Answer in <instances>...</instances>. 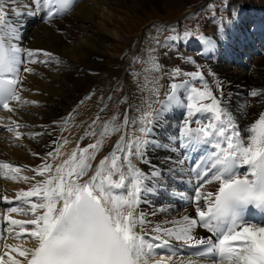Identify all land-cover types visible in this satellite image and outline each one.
<instances>
[{
    "label": "snow or ice",
    "instance_id": "6c2138e0",
    "mask_svg": "<svg viewBox=\"0 0 264 264\" xmlns=\"http://www.w3.org/2000/svg\"><path fill=\"white\" fill-rule=\"evenodd\" d=\"M74 3L75 0H0V108L13 112L11 102H21L22 72H33L27 64L38 62V54L47 58L40 63L53 59L59 62L46 50L22 48L19 29L10 21V14L40 15L45 23H51L71 11ZM232 12L233 17L238 14L235 8ZM225 27L218 29L220 41L227 40ZM192 35L186 31L182 38ZM180 38L165 37V45ZM198 39L209 52L217 46L215 40L204 35ZM156 43H161L158 38ZM154 51L151 49L143 61L148 65L146 73L162 69L151 54ZM186 62L197 64L192 58H186ZM197 67L191 73L177 67L169 75L173 81L188 75L199 79L202 87L189 86L186 81L172 82L164 99H160L159 78L149 80L146 75L139 87L147 90L150 97L136 109L137 117L130 119L125 110L122 121L114 114L101 122L97 113L80 137V141L93 137L92 143L81 147L78 141L68 153L63 151L70 143L66 137L54 140V147L42 163L28 169L34 173L31 177L21 175V166L0 162V170H7L0 171L3 178L35 181L27 190L15 193V206L0 213V220L5 222L0 227V264H161L165 257L171 260L176 255L174 243L196 248L195 256L208 259L210 264H264V112L243 135L226 103L229 97L223 82L216 81L218 97ZM182 90L186 92L183 99ZM248 95L264 101V89H250ZM180 103L187 111L178 135L168 137L167 144L158 141L153 132L165 113ZM250 104L245 102L240 111ZM105 108L107 105L100 112ZM69 119L74 120L71 113L63 121L62 131L68 130ZM11 125L8 130L20 140L21 125L17 121H11ZM129 128L133 129L131 133ZM116 134L119 139L112 151L93 168L104 144ZM38 135L41 133L30 138ZM151 149L175 155H167L163 164L154 165L148 158ZM134 160L148 165L149 171L144 172ZM185 168L197 181L192 197L194 216L154 223L148 215L167 213L171 206L150 214L138 211L142 203H149L148 196L160 194L166 180L182 177ZM37 176L42 179L36 180ZM213 183L217 185L215 191H206L205 186ZM0 200L14 203L7 196ZM12 214L30 218L16 219ZM197 229L207 235L198 236ZM9 239L21 243H8ZM157 256L161 259L156 260Z\"/></svg>",
    "mask_w": 264,
    "mask_h": 264
},
{
    "label": "rangeland",
    "instance_id": "374dc122",
    "mask_svg": "<svg viewBox=\"0 0 264 264\" xmlns=\"http://www.w3.org/2000/svg\"><path fill=\"white\" fill-rule=\"evenodd\" d=\"M203 1L204 0H180L178 2L177 1L173 2V0H85L83 2V0H80L79 5L82 7L71 15L72 17H70L69 19L72 18V21H68V19L64 21L65 26H67V27H64V29H66L67 31L65 33H63L64 31L61 29H58V30H61L60 33H57V32L55 33L54 32L55 29H53L54 27L47 28L45 26L43 28H40L39 25H41L43 22L41 23V21L38 20L39 21L37 23L38 26L32 25L31 28H29V30L27 31L25 41L29 42V44L32 46H34L35 44H44L46 48L50 47V49L56 48L57 50H60L61 52H63V53L60 52L61 55L67 58V64L65 66L66 68L64 69L59 68L57 72H54L53 70H47L46 72H43L42 74L40 73L37 76L36 80L34 77H32L31 79L27 78L29 86L40 81V84L38 85L34 84L35 86H31V87H34L36 94L37 93L43 94L44 91H48L50 92V94H52L53 92V93H56L57 95V96L55 95L56 97L52 96L53 102L52 103L50 102L51 104L48 103L47 105V103L44 100L40 99L39 101H42L44 103L42 107L33 108L31 109L32 112L29 111L30 109L28 110V112L30 113L27 114L28 117L26 119H32L34 117V122L40 125V126L37 125L33 129H30L31 136L35 133L33 131L36 127H39L40 129L59 128V126L54 127V128L50 127L51 122L56 119V116L52 113H56L58 115H65L71 110L72 108L71 106L77 103L78 98H81L82 95L83 97L86 95L85 98H87L88 96L93 97L94 96L93 92L95 91L96 88H103L100 86L107 87L111 85V83L113 85L115 80L120 82L121 77L119 76H122V65L124 62H125L123 65L124 72L126 70L125 68L128 67L127 65L129 64V74L133 76L134 72L130 71L131 70L130 66H131V63L133 62L132 58L134 56V53L137 52L138 50V48H136V44L134 40L136 39L135 37L139 38V34H140L139 32H141V29L143 28V26L147 25L149 22L154 21L156 19L169 21L183 14V12H186L188 8H193L194 6L204 3ZM245 1H248L251 4V6H253L264 17V8H262V6H264V0H239L237 4L235 5V7L240 9L244 5ZM228 2L229 0H215L212 4L207 6V8L209 9H207L202 15L192 18L189 21L190 23L186 26H189L190 28H192L198 25L200 21H205L206 23H208L211 32L209 31L210 32L209 34H202L203 33L202 32L200 35H204L205 37L211 36L213 31H215V26L222 24L224 22V19L230 16V9L232 8L231 5L228 6V9L227 7L221 6V4L225 5L226 3L228 4ZM210 6L213 7L211 10H210ZM90 7L96 8V15L90 16V18L88 19L86 18L87 20L81 23L79 21L76 22L77 18L80 17V15H82L83 13H85V12H82V8L86 9ZM102 8H104L105 10ZM203 8H200V9H203ZM110 11H111V14H110ZM113 13L116 14L114 16L115 18L113 20V23H115V25L118 26L117 28L119 29L121 34L117 36L114 40H110V38L104 39L103 36H99L104 31V29L100 26L99 22L101 21L100 19H98V17H100L101 15H103V17H107L106 14L112 15ZM246 19L248 20L252 19L251 11L247 13ZM68 24H71V25H68ZM181 24L183 25V22H181ZM179 25H180V22H179ZM256 25H257V21L252 20V23L249 25H246V27L252 28L253 26L256 27ZM201 27L205 28L206 25L202 23ZM98 31H101V32H98ZM239 32L236 34V37L240 35L241 32L240 33ZM242 34L244 35L243 32L241 33V35ZM200 35L195 34L192 38H189V40L197 39ZM156 39L157 38L155 37L153 40V43H154L153 47L155 46ZM159 40H161V38ZM95 42L99 44L100 49H102L101 45L102 43H104L105 47H104V50H102L104 54L103 57H101L102 59H97V56L100 53V49L97 46L94 47ZM59 44H60V47H59ZM144 44L147 45L145 42ZM133 46L135 47V49L132 51L130 55L132 62L128 63L125 61V59L128 53L132 50ZM252 46L254 47L255 45H252ZM194 48L196 47H192V50H190V53L192 56H195L197 58L198 54H195ZM147 50L145 52L142 51V53L144 52V54H146L148 52ZM49 52L51 51L49 50ZM152 55L154 56V54ZM137 56L138 54L135 55L134 59H136ZM251 56H252L251 61H249L247 71H244V70L234 71L232 69L229 70L225 67L223 70H219L221 80H222V77H224L222 76L224 72H227L228 74H232V75H241V73L242 74L244 73L246 76V78H244V80L241 81L240 86H241L242 91L238 89V86L236 87V84L228 87L227 85H225L224 81L222 80L224 87L226 89V96L230 97V100L226 101L228 102L227 105L229 108L234 109V107L236 106V104L233 103L234 91L236 95L238 94V97L241 100V103L245 104V102H248V101L253 102L252 99H248L246 97V95H248L247 92L250 90V86L248 84V76L251 70L257 69V67L259 68V65L260 66L263 65L264 45H262V48H260V52H252ZM168 57L172 58L171 60H169V63H176L178 64L179 68H181V66L187 67L189 64L188 62H186V58H188L187 56H183V58H181V61H180L176 57L174 52L165 51L163 58L166 62H168ZM86 60L88 61V63L85 62ZM90 60H94L95 64H91ZM100 60L101 62H103V67L97 68V61H100ZM197 60H199V58H197ZM59 61L61 60L59 59ZM83 64H86V65L89 64L92 67L91 69L83 68L82 66H80ZM34 66H37V65L34 63ZM238 68L240 69L241 67H238ZM193 69L197 70L196 67ZM112 73H114L113 76H112ZM139 73L141 76L145 75V72L143 73L142 71H140ZM45 75H47V77ZM109 77L111 78V80H109L110 79ZM233 77L235 78L236 76H233ZM136 80L140 82V79L137 78ZM159 84H160L159 86H161V92H162L164 88V79L162 78L161 74L159 78ZM139 86L138 88L140 90ZM76 88H80V90L79 89L77 90ZM138 88H136L135 91L131 92L134 96L130 94L129 95L130 98L139 97ZM235 88L238 90H236ZM63 91H67V94H64ZM48 92H47V95H48ZM104 95H107V99L109 100L110 96L108 97V94L102 93L101 97H103ZM44 97L45 96H43V98ZM98 97H100V95ZM123 98H124V95H123ZM58 99L65 103L67 102V103L62 104L61 102L57 101ZM254 106H251V109H254L255 108ZM249 111H250V107L244 113V119L246 122L249 116ZM179 116L180 115H174L173 117L177 119L179 118ZM46 117L49 118V120ZM167 124H168V120H166L164 123L161 122V125L166 126ZM30 141L31 142H28L30 143V149L27 150L25 149V147L21 149H18V148H14V149L24 151L26 155L29 156V151L33 149V143L37 145V141H35L33 138H30ZM2 150L7 151L9 150V147L6 144H4L1 146L0 151ZM0 155H1V152H0Z\"/></svg>",
    "mask_w": 264,
    "mask_h": 264
},
{
    "label": "bare ground",
    "instance_id": "6f19581e",
    "mask_svg": "<svg viewBox=\"0 0 264 264\" xmlns=\"http://www.w3.org/2000/svg\"><path fill=\"white\" fill-rule=\"evenodd\" d=\"M176 1L178 2L180 0H173V2H176ZM26 2H27V0H20V3H26ZM81 7L82 6L77 5L74 8V11L72 12V14L75 13L76 11H78ZM102 9H104V8H102ZM82 12H85V13L80 15V17L77 18L76 22L79 21L81 23V22L87 20L88 18H90V16H95L96 15V8H94V7H90V8H86V9L82 8ZM72 14H70V15L68 14V16H66L64 18V21L66 19H68V21H72V18L69 19L70 17H72L71 16ZM110 14H111V11H110ZM115 15L116 14L113 13L112 15L106 14L107 17H103V15L98 17V19H100V21H101V22H99L100 26L104 29V31L99 36H103L104 39L110 38V40H114L117 36H119L121 34L119 29L117 28L118 26L115 25V23H113ZM104 16H105V14H104ZM17 18H18L17 24H19L20 27H23V28L28 27L34 21L42 20L40 15H35V18L32 17L31 15H29V16L23 15V16H19ZM64 21L61 23V22H57L56 20H54V21H51V23H53L52 25L50 23H42L41 22L42 24L39 26H40V28H43L45 26L47 28H49V27L53 28L54 27L53 29L56 30V31L54 30L55 33L57 32L58 29L63 30L64 31L63 33H65L67 31H66V29H64V27H67V26H65ZM57 23H59V24H57ZM68 25H71V24H68ZM98 32H101V31H98ZM238 32H239L238 30H233V35L236 36V34ZM153 44L154 43L152 41V44L148 48V50H147L148 52L146 54H144V52L142 53L143 50H141L139 55L136 57V59L139 60V64H138V66H134V67L136 69L141 67L140 71H142L143 73L145 72V68L148 67V65L143 63V61L147 60L149 53H150V50L153 47ZM94 45H95L94 47L97 46L99 48V44L97 42H95ZM33 47H39L42 49H46L47 52H49V50H50L51 51L50 53H53V52L54 53L56 52L59 54L63 53L60 50H57L56 48H52V49H50V47L46 48L44 44H35ZM59 47H60V44H59ZM104 47H105L104 43H102V45H101L102 49L99 48L100 53L97 56V59H102L101 57H103V55H104L102 50H104ZM151 54H153V53H151ZM135 55H137V52L134 53V56H133L134 58H135ZM55 57L58 58V60L59 59L61 60V57H57L56 55H55ZM134 58H133V61L136 60ZM45 59H47V58H45ZM56 62L57 61L55 59L49 60V63L47 65L56 64ZM85 62L88 63L87 60ZM90 63L95 64L94 60H90ZM47 65L43 66V68H42L43 71L40 72L41 74L43 72L47 71L45 69V67H47ZM80 66H82L83 68H90V69L92 67L89 64L88 65L83 64ZM127 66L128 67L125 68L126 70L124 72V75L119 76V77H121V79L119 78L120 79L119 83L121 84V86H120L121 92L120 93L122 95H124L123 100L122 99L120 100L119 98L116 97V93L119 89V84L117 85V87H115V86L113 87L112 83H111V85H109L107 87L106 86H100L103 88H96L95 91L93 92L94 96L91 97L90 99L85 98V96L83 97V95H82L81 101H83V103H80V104L76 103L75 105L71 106L72 107L71 110L73 109V107H75V109H77V112L73 113L74 120H71V119L68 120V130L62 131V128H61L62 124H59V128H56V129H40L39 127H36L33 132L41 133V135L35 136L33 138L35 141H37V145H35L32 142L33 143V149L31 151L38 153L39 154L38 157L42 161V158H44L47 154L46 151L49 149H52L54 147L52 142L54 140H60L61 137H66L70 141V143L64 146L63 151L70 153L71 150L76 147L77 142L80 141V137L84 135L85 129L88 128L89 124H91L92 120L96 117L97 113H99V115L102 118L101 122H103V120L110 119L114 114H118L120 120L122 121L123 117H124L125 110H128V115H129L130 119L137 117L139 115V113L136 111V109L138 107L144 106V102L149 99L150 93L147 90H145V91L139 90V88H138V86L140 85L139 83H137L134 86L131 84L132 82L130 81V79H132V81H133L134 74H133V76H131V74H129V64ZM99 67H103V62H101V60L97 61V68H99ZM223 69H224V67H222V69H220V70H223ZM130 71L132 72V70H130ZM39 74H34L32 77H34L36 80L37 76ZM113 75H114V73H112V76ZM145 75L148 76L149 80L153 79V73H146L145 72ZM45 76L47 77V75H45ZM112 76H111V78H112ZM222 76H224V77H222V80L224 81L225 85L230 87V86H233L234 84H236V87L238 86V89L242 91L240 85H241V81L244 80V78H246L244 73L243 74L241 73V75H232V74H228L227 72H224ZM233 76H236V77L234 78ZM32 77H30V79ZM111 78L109 80H111ZM34 84L38 85V84H40V81L36 82ZM248 84L250 86V89H264V61H263V65H261V66L259 65V68L257 67V69H253L249 72ZM136 88H138V90H139V97L138 98H130L129 95L132 94L131 92L135 91ZM76 89L80 90V88H76ZM108 91H109V93H111V92L113 93V95H112V93L110 94V97L112 96L111 99L108 100L107 95H104L103 97H101L102 93L109 94ZM47 92L48 91H44L43 94L37 93V94H34L33 96L30 95V97H31V99L34 98V99H38V100H40V99L44 100L48 105V103L53 102L52 96H55L56 93L52 92V94H53L52 95V94H50V92H48V95H47ZM63 92H64V94H67V91H63ZM238 92H240V91H238ZM248 93H249V91L247 92V94ZM99 95H100V97H98ZM43 96H45V97L43 98ZM132 96H134V95L132 94ZM227 97H229V96H227ZM246 97L248 99H252L253 103H255L254 109H251V107H250L247 122L244 119V113H245V111L248 110V107L246 109H244V111H240L241 106L244 104L241 103V100L239 99L238 94L236 95V93L234 91L233 103L236 104V106L234 107V110L237 112V117L236 116L235 117H236L237 123L240 124L244 128L245 132L247 133V128L253 123V121L255 119L258 118L260 113L264 112V101H261V99L259 97L252 98L249 95H246ZM125 99H126V102H123V101H125ZM153 99H154V97H153ZM229 100H230V97L227 101H229ZM57 101L61 102L62 104L67 103V102L65 103L59 99ZM118 102H120V104H118ZM226 103H228V102H226ZM107 104H108V106H107L105 112L100 113L99 107L101 105L104 106ZM183 111H184L183 103H180L177 106L171 108L168 111L169 117L164 118V120H162V123H164L166 120H168V124L166 126H164V125H161V123H160V125L153 132V136L158 141H161V142L167 144L168 143L167 138L170 137V135H167L169 130L172 129L173 131H175L177 128H180V126L178 125V121H177L178 118L176 119L173 116L174 115H180L181 112H183ZM52 114H54L56 116V119L54 121L59 119V117L63 116V115H58L56 113H52ZM22 116L25 118L28 117L25 114H22ZM7 118H9L8 120H10V118H11V120L14 121L15 117L11 113H9V116ZM47 119L49 120V118H47ZM100 130H101L100 127L97 126V128H96L97 133H99ZM132 131H133V129L129 128V133H131ZM49 133H51V134L49 135ZM93 139H94L93 137L85 138L83 141H80V146L84 147L85 145L89 144L88 142L93 141ZM117 139H119V134L113 135L107 140V142L104 144L103 149L97 155L95 162H93V168H95V165L99 162L100 159H102L105 155H108V153L112 151V147L115 144ZM24 147L27 150L30 149V143L24 142ZM0 152H1V155H0L1 160H3V161L5 160L4 162L11 163L15 166H21L22 171L25 173L24 176H26V171L24 170V168L22 166L24 164L28 165L29 162H31V163L36 162V159L31 158L30 152H29V156H27L24 151L14 149L11 147H9V150H7V151L2 150ZM158 153L163 154L162 160H160V159L158 161L155 160V156ZM167 155H175V154L174 153H166L163 149H151L148 153V158L152 161V163L154 165H161L165 161ZM57 162H59V161H57ZM133 162L139 168H141L144 172L147 173L149 171L148 165H145L138 160H134ZM29 177H31V176H29ZM40 179H42V177L38 176V178H36V180H40ZM177 179H179V182H180L179 184L175 183L173 181V179L166 180L165 181L166 187L161 186L159 189L160 194L155 195V196H148L147 199L149 200V203H147V204L142 203L143 206H141L142 205L141 204L138 211H142L146 214H150L151 212L155 211L156 209H158L160 207L171 206L167 213L157 212V214L155 216L148 215L147 218L152 220L154 223L161 222L164 220H171L173 218L181 217L183 215H188L190 217L194 216L195 211L192 209L189 202L186 204H184L182 202L184 200V196L186 195V189H185L186 183L191 181V183L195 187V184L197 183V181H195V178L192 174H189L187 168H185V170L182 174V177H177ZM181 179H184L185 181L182 182ZM11 181H13V180H11ZM34 182L35 181H31V180L27 183H25L23 181L17 182L18 186L15 187L14 194L20 189L27 190L31 186V184ZM0 186H4L3 188L6 189V186L4 184L2 177L0 179ZM216 187H217V185L214 183L213 184H207L205 186V190L206 191H215ZM193 195H194V192L192 193L191 198L193 197ZM12 196H14V195H10V197H12ZM0 208H1V206H0ZM15 217L20 218V219L30 218V217L24 216V215H15ZM1 224L2 225L5 224L3 220H0V225ZM138 231H139V229H138ZM202 232H205V231L203 229H197V235L198 236ZM7 242L8 243H21V241H16V240H12V239H9ZM158 258H161V257L157 256L155 259L157 260ZM163 260L172 261L174 263L177 262L179 264H189L188 263L189 261L187 262L185 259L168 260L167 257H165ZM196 264H202V262L200 260H197Z\"/></svg>",
    "mask_w": 264,
    "mask_h": 264
}]
</instances>
